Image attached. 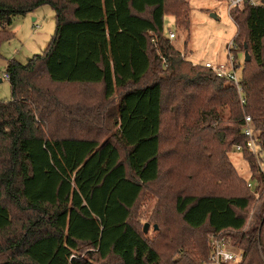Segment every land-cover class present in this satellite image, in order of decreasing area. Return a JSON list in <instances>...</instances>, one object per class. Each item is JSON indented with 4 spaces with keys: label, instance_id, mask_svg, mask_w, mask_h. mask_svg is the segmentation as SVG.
<instances>
[{
    "label": "trees",
    "instance_id": "16d2710c",
    "mask_svg": "<svg viewBox=\"0 0 264 264\" xmlns=\"http://www.w3.org/2000/svg\"><path fill=\"white\" fill-rule=\"evenodd\" d=\"M42 6L55 15L47 48L25 64L7 61L3 72L0 264H206L210 236L241 252L236 264H264V212L247 223L255 194L228 156L245 147L246 115L264 151V3L228 10L235 59L250 57L239 72L243 104L231 82L164 36L165 15L188 30L185 0H0V47L14 17ZM57 86L96 87L100 99L64 100ZM163 139L204 178L199 191L175 198L168 227L191 232L178 249L173 235L158 233L154 244L131 222L159 180ZM242 157L264 200V179L251 155Z\"/></svg>",
    "mask_w": 264,
    "mask_h": 264
},
{
    "label": "rangeland",
    "instance_id": "374dc122",
    "mask_svg": "<svg viewBox=\"0 0 264 264\" xmlns=\"http://www.w3.org/2000/svg\"><path fill=\"white\" fill-rule=\"evenodd\" d=\"M188 3L187 20L188 30L180 29L174 23L172 16H164L163 30L164 36L168 33L176 34V39L170 41L175 49L182 53L186 60L193 64H204L207 61L213 64H225L227 62L226 47L232 42L237 29L228 14L229 1L227 0H185ZM13 37L2 43L0 47V101L10 100V88L7 80L3 78L5 63L15 60L20 64H25L33 55L41 54L47 48L55 31V15L49 6H42L33 13L25 16H17L12 19L10 29ZM238 60V61H237ZM237 64L242 66L243 55L237 54ZM240 70L238 72H240ZM58 94L64 100L77 99L79 97H89L94 101L100 99L99 88H87L83 93L77 87L57 86ZM81 94V95H80ZM170 142V140H169ZM171 142L166 146L163 139L164 154L161 160V172L159 180L145 189L138 206L131 212V222L143 231V226L149 225L145 235L153 241L158 242L156 235L169 233L173 238L172 247L174 249L183 248L185 239L189 238L191 232L178 226V222L172 221L168 227V220L173 219V205L175 198L180 194H192L199 191V186L204 180L203 176L194 169L195 167L187 157L178 154H170ZM163 151V150H162ZM229 160L237 171V175L245 181L251 182L247 161L240 153L233 149L228 153ZM203 174V173H202ZM254 208L249 211L247 223L252 226L258 225V217L264 212L262 207L263 199L259 195L255 196ZM258 200V201H257ZM165 207L166 211L161 217L155 213L158 206ZM249 219H251L249 221ZM170 220V221H171ZM6 222L3 212L0 210V225ZM262 223V222H261ZM260 223V224H261ZM154 225L157 230H154ZM248 228V227H247ZM164 231V232H161ZM237 249V248H235ZM166 256L174 259L175 252L165 253Z\"/></svg>",
    "mask_w": 264,
    "mask_h": 264
},
{
    "label": "built area",
    "instance_id": "2783aa9c",
    "mask_svg": "<svg viewBox=\"0 0 264 264\" xmlns=\"http://www.w3.org/2000/svg\"><path fill=\"white\" fill-rule=\"evenodd\" d=\"M243 1H248L250 5H259L264 2V0H229V9L232 7H239ZM228 9V10H229ZM167 38L172 41L176 39V34L168 33ZM235 45L233 41L226 47L227 50V62L225 64H213L211 62H205L203 65L205 68L210 70L220 79H225L233 84L240 99V103H244L242 98V88L240 86L239 70L240 66L237 64L235 55L233 53ZM196 65V64H193ZM3 78L8 81L9 77L7 74H3ZM242 134L246 139L245 147L240 145H234L233 151L240 153L242 155L243 150L247 152L253 158L256 165L258 174L264 179V151H262L259 145V139L257 133L254 131L252 126V121L249 116H244V122L242 127ZM255 181L253 186L251 182L247 181V187L252 191L255 196H257V186L258 181L256 179H251ZM251 219H249L250 221ZM209 247L210 254L206 264H236L238 263L242 256L241 252L230 245L228 241L220 239L215 236L209 237Z\"/></svg>",
    "mask_w": 264,
    "mask_h": 264
},
{
    "label": "water",
    "instance_id": "95a60500",
    "mask_svg": "<svg viewBox=\"0 0 264 264\" xmlns=\"http://www.w3.org/2000/svg\"><path fill=\"white\" fill-rule=\"evenodd\" d=\"M245 49H246V46H245ZM243 56H244V62L250 61V57H249V54L247 51L244 52ZM148 227H149V225L147 223L143 226V233H146ZM153 229L157 230V227L154 225Z\"/></svg>",
    "mask_w": 264,
    "mask_h": 264
},
{
    "label": "crops",
    "instance_id": "0c3cea01",
    "mask_svg": "<svg viewBox=\"0 0 264 264\" xmlns=\"http://www.w3.org/2000/svg\"><path fill=\"white\" fill-rule=\"evenodd\" d=\"M207 62H210V61H207ZM212 63V62H211Z\"/></svg>",
    "mask_w": 264,
    "mask_h": 264
}]
</instances>
